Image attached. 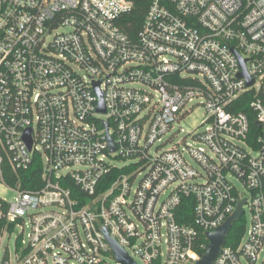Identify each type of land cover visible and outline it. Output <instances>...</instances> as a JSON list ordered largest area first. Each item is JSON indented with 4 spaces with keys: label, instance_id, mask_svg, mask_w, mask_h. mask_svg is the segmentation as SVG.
Segmentation results:
<instances>
[{
    "label": "built area",
    "instance_id": "built-area-1",
    "mask_svg": "<svg viewBox=\"0 0 264 264\" xmlns=\"http://www.w3.org/2000/svg\"><path fill=\"white\" fill-rule=\"evenodd\" d=\"M133 5L0 0V220L21 227L0 264H120L103 228L136 264H194L243 200L212 264H264V0H149L131 37Z\"/></svg>",
    "mask_w": 264,
    "mask_h": 264
},
{
    "label": "trees",
    "instance_id": "trees-1",
    "mask_svg": "<svg viewBox=\"0 0 264 264\" xmlns=\"http://www.w3.org/2000/svg\"><path fill=\"white\" fill-rule=\"evenodd\" d=\"M149 0H134V5L133 7L126 13H124L120 18H119V26L124 30L129 36L134 37L139 30L141 26V22L143 20L144 14L146 12L147 6H148ZM246 106L243 108H240L242 110H246ZM252 126L254 125V120L252 119L251 122ZM40 170L41 166L38 163H33L31 167L27 171H25V176L27 175V178H24V172L21 173V181H22V188L25 189H32L34 186H32L30 183H28V179L31 178H38L40 176ZM188 201V203H187ZM189 201H191V198H187L183 200V204L181 205V208H185L187 211L188 215L191 216V206L189 207ZM3 226V221L0 220V237L2 235V227ZM12 226L9 225L8 230L11 231ZM245 230L244 223L242 221H237L233 224L229 235L227 236V243L230 244H237ZM201 253L205 252V249H202L200 251ZM7 251L5 250L2 257L6 256Z\"/></svg>",
    "mask_w": 264,
    "mask_h": 264
},
{
    "label": "water",
    "instance_id": "water-1",
    "mask_svg": "<svg viewBox=\"0 0 264 264\" xmlns=\"http://www.w3.org/2000/svg\"><path fill=\"white\" fill-rule=\"evenodd\" d=\"M241 63H242V66H244V61H242ZM252 83H253V80L249 79L248 84H252ZM95 89L97 90L99 97H100L98 110L104 112L102 94L98 90V83L95 84ZM23 138L26 141L28 148H30L31 139L29 137V129L24 133ZM109 145H110V150L113 151L114 146L110 138H109ZM243 203H244V200L238 202L235 212L229 218H227V220L221 226H219L214 231L208 233L209 243H208L207 250L203 254V256L199 260H197L194 264H212L213 263V260L215 259L220 246L224 243L225 235L229 232L233 221L239 218L242 212L241 206ZM103 233L105 235V238L109 242V245L111 247V250L116 260L120 264H136L135 261L127 254V252L113 238H111L108 235L106 228H103Z\"/></svg>",
    "mask_w": 264,
    "mask_h": 264
},
{
    "label": "rangeland",
    "instance_id": "rangeland-1",
    "mask_svg": "<svg viewBox=\"0 0 264 264\" xmlns=\"http://www.w3.org/2000/svg\"><path fill=\"white\" fill-rule=\"evenodd\" d=\"M204 116V110L202 108V106H196L194 108V110L189 114V116L181 119L179 122H177L175 125L176 127H180L182 128L184 131H194L195 129L198 128L200 121L202 120ZM183 133L180 132V136ZM233 182L237 185V187L239 189H241L240 184L236 181L233 180ZM14 196V192L9 189L6 185H4L3 183L0 182V197L6 199V200H11ZM245 212L243 214V216L241 217V220L244 223L245 229L247 230L249 228V224H250V212L248 207H244ZM237 222V221H236ZM21 231V227H16L15 230L13 231V233L10 235L9 239L7 238L6 234L1 235L0 237V260L2 258L3 255V251H5L4 247L7 245L9 254L12 256L15 252V248L20 244V241H16V237L17 235H19V232ZM28 230L26 225H24V230H23V239H26V234H27ZM6 248V250H7ZM112 264H114V262L112 260H110ZM138 264H144L142 261H138Z\"/></svg>",
    "mask_w": 264,
    "mask_h": 264
}]
</instances>
